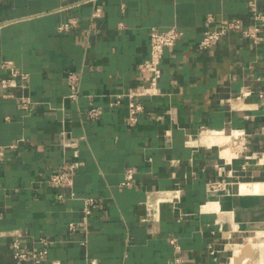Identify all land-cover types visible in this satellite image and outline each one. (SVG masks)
I'll return each mask as SVG.
<instances>
[{"label":"crops","instance_id":"1","mask_svg":"<svg viewBox=\"0 0 264 264\" xmlns=\"http://www.w3.org/2000/svg\"><path fill=\"white\" fill-rule=\"evenodd\" d=\"M249 2L264 11V0H0V79L4 61L28 75L0 87V264H222L227 244L264 231V192L236 191L264 183L253 160L239 171L245 158L264 157V33L253 43L230 32L197 48L208 16L249 29ZM171 27L182 36L163 50L157 93L140 99L128 125L126 101L109 103L147 79L138 65L150 29ZM90 105L101 110L95 119ZM233 131L246 134V150L227 165L239 148ZM70 162V186L48 183ZM127 169L131 184L120 187ZM170 192L175 203L146 207ZM85 197L95 201L87 216Z\"/></svg>","mask_w":264,"mask_h":264},{"label":"built area","instance_id":"2","mask_svg":"<svg viewBox=\"0 0 264 264\" xmlns=\"http://www.w3.org/2000/svg\"><path fill=\"white\" fill-rule=\"evenodd\" d=\"M94 0H84V2H90ZM83 2V1H81ZM248 13L252 22V26L249 29H245L242 27L239 19L232 18L226 20H219L217 22L210 16L206 17L205 22L207 24V28L203 31L200 39L197 42V48L199 50H205L210 48L215 42L220 40L223 36L230 32H238L241 36L246 39L251 40L253 43H257L261 33H264V11H261L257 8L255 2H249L247 4ZM99 12V9H95L93 15L96 16ZM68 27V23L60 24L57 27L58 31H63ZM182 36V32L175 27L168 28L166 30H157L155 28H151L149 31V54L146 61L140 63L138 65V71L142 74H147L148 77L143 82V84L127 93L116 94L113 99L110 101V106H119L123 101H126V123L128 125H134L137 121V115L142 111L143 106L140 102V99L144 96H152L157 93V81L160 77V69L159 64L162 58V53L165 48L172 47L176 41ZM1 67L7 71V75L0 79V87L4 91H9L10 89L19 86L21 87V82H24L28 75L21 69L17 68L11 61H4L1 63ZM20 82L19 84L17 82ZM66 84L68 86V98L71 100H75L79 93V76L76 73L70 72L66 76ZM15 99L20 103V108L22 110L27 109V100L22 97V95H12ZM17 96V97H16ZM101 114V110L97 107H90L87 110V116L90 119H95ZM232 138L233 144L239 145L237 151H235V155L231 157L229 160L223 158V161L227 165H231L232 160L238 159L239 155L244 153L246 150V134L243 131H233L229 135ZM253 160V164L256 167H262L264 170V157H257L256 155H252L249 158H245L243 163L240 166L239 171L247 170L249 165V161ZM77 168V163L70 162L64 163L61 166V169L52 174L49 177L48 183H50L54 187L65 186L68 187L72 183L74 171ZM236 172V171H235ZM233 171L229 170L227 177L235 178L237 183H239L240 175H235ZM133 173L130 169L124 171L123 179L119 183L120 187H126L131 184ZM221 183H214L211 188L217 189L219 188ZM159 201H168L170 203H175V195L172 192L168 194H164L160 198H158L153 204H147L146 207H153L156 209V203ZM83 206V213L85 216L89 215L91 209L95 207V201L92 198H82L81 199ZM69 229H73L75 224L69 223ZM171 244L174 242L171 241ZM45 254L44 250H40L35 254H32L31 259L38 261ZM21 259H26L27 256L24 254H17V256ZM94 263V261H91Z\"/></svg>","mask_w":264,"mask_h":264},{"label":"bare ground","instance_id":"3","mask_svg":"<svg viewBox=\"0 0 264 264\" xmlns=\"http://www.w3.org/2000/svg\"><path fill=\"white\" fill-rule=\"evenodd\" d=\"M225 136V135H224ZM227 145V144H226ZM224 146V145H223ZM222 154V153H221ZM236 191L241 192H264V183L248 182L239 183L236 185ZM240 195V194H238ZM245 195V194H244ZM259 195V194H258ZM234 196V195H233ZM260 196V195H259ZM236 197V196H235ZM241 197V195H240ZM248 197V196H247ZM245 197V198H247ZM244 198V200H245ZM242 199V198H241ZM243 200V199H242ZM257 200V199H256ZM261 200V199H260ZM259 200V201H260ZM243 202V201H242ZM250 202V200H249ZM216 203V202H215ZM218 203V202H217ZM245 203V202H244ZM253 203V202H252ZM255 204V203H254ZM209 205V204H208ZM233 205V204H232ZM242 204L241 206H243ZM250 205V204H249ZM252 205V204H251ZM257 205V201L256 204ZM238 206V205H237ZM236 207V206H235ZM248 207V206H247ZM251 209V208H250ZM255 209V208H254ZM210 210V209H209ZM247 210V209H246ZM245 211V210H244ZM251 211V210H250ZM248 212V211H247ZM246 212V213H247ZM232 213V212H231ZM238 213V212H236ZM250 215L249 213H247ZM238 216V214H237ZM248 225V224H247ZM252 225V224H251ZM250 225V227H251ZM259 226V225H258ZM249 228V227H246ZM251 229V228H250ZM254 240L248 239L247 244H229V249L232 252L233 264H264V231L256 232ZM234 241V239H233ZM227 246V247H228ZM226 248V247H225Z\"/></svg>","mask_w":264,"mask_h":264},{"label":"rangeland","instance_id":"4","mask_svg":"<svg viewBox=\"0 0 264 264\" xmlns=\"http://www.w3.org/2000/svg\"><path fill=\"white\" fill-rule=\"evenodd\" d=\"M251 240H254L253 239V236H252V239ZM248 242V239H244V240H238V241H235V244H238V245H245L247 244ZM229 244H227L225 247L226 250H229V252L227 253L226 255V258L223 260V263L222 264H233V256H232V252L230 251L229 249ZM228 246V247H227Z\"/></svg>","mask_w":264,"mask_h":264}]
</instances>
